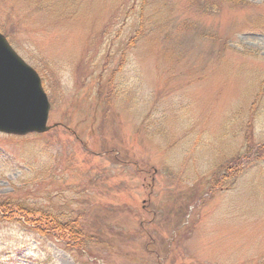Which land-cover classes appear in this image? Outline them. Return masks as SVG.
I'll list each match as a JSON object with an SVG mask.
<instances>
[{
  "label": "rangeland",
  "instance_id": "374dc122",
  "mask_svg": "<svg viewBox=\"0 0 264 264\" xmlns=\"http://www.w3.org/2000/svg\"><path fill=\"white\" fill-rule=\"evenodd\" d=\"M0 34L54 126L0 134V199L83 236L0 218V264H264V0H0Z\"/></svg>",
  "mask_w": 264,
  "mask_h": 264
},
{
  "label": "water",
  "instance_id": "95a60500",
  "mask_svg": "<svg viewBox=\"0 0 264 264\" xmlns=\"http://www.w3.org/2000/svg\"><path fill=\"white\" fill-rule=\"evenodd\" d=\"M50 103L36 71L28 66L0 34V134H43Z\"/></svg>",
  "mask_w": 264,
  "mask_h": 264
},
{
  "label": "trees",
  "instance_id": "16d2710c",
  "mask_svg": "<svg viewBox=\"0 0 264 264\" xmlns=\"http://www.w3.org/2000/svg\"><path fill=\"white\" fill-rule=\"evenodd\" d=\"M226 1L229 2L230 0ZM215 3L211 4L214 6ZM39 214L31 212L20 204L12 202L10 199H0V218L4 221H10L12 218H23V226L32 232L44 237L55 232L56 237L64 243L79 241L83 237L76 223L75 229V227H72L75 225L74 222L60 221L45 213Z\"/></svg>",
  "mask_w": 264,
  "mask_h": 264
}]
</instances>
